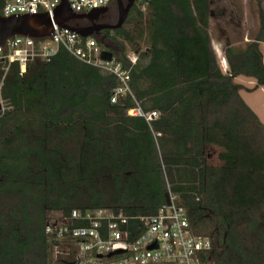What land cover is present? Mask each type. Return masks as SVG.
I'll return each mask as SVG.
<instances>
[{
  "label": "trees",
  "instance_id": "1",
  "mask_svg": "<svg viewBox=\"0 0 264 264\" xmlns=\"http://www.w3.org/2000/svg\"><path fill=\"white\" fill-rule=\"evenodd\" d=\"M255 1L259 30L245 46L228 44L227 75L211 46V0H137L122 29L104 31L131 69L133 97L116 104L118 79L65 49L24 74L11 65L2 88L10 109L0 115V264H54L51 214L148 217L170 192L194 232L213 239L203 264H264V127L235 83L264 87V9ZM137 103L160 118L150 126L129 117ZM213 147L219 165L208 163Z\"/></svg>",
  "mask_w": 264,
  "mask_h": 264
},
{
  "label": "built area",
  "instance_id": "2",
  "mask_svg": "<svg viewBox=\"0 0 264 264\" xmlns=\"http://www.w3.org/2000/svg\"><path fill=\"white\" fill-rule=\"evenodd\" d=\"M75 14H87L92 10L110 8L117 0H68ZM63 0H5L0 11L3 17L15 15L48 14L52 19ZM74 21L73 25H79ZM61 49L82 63L98 68L118 79V86L111 96V103L133 97L130 86L131 69L116 58L102 59L109 51L99 46L94 37L82 38L67 28L54 25L49 38L36 40L24 36L9 39L0 46V69L4 72L0 82V115L10 109L2 96L3 82L14 63L20 72L41 61L49 63ZM111 52V51H110ZM133 65L138 57L132 55ZM129 117L143 118L150 126L159 118L158 111H145L138 103L127 111ZM176 195L169 193L167 203L157 214L148 217H132L123 212L100 208L87 211L74 210L70 216L52 215L45 227V234L52 241L54 264H203L204 255L213 250V239L197 235L184 205ZM122 251L121 254H110Z\"/></svg>",
  "mask_w": 264,
  "mask_h": 264
},
{
  "label": "rangeland",
  "instance_id": "3",
  "mask_svg": "<svg viewBox=\"0 0 264 264\" xmlns=\"http://www.w3.org/2000/svg\"><path fill=\"white\" fill-rule=\"evenodd\" d=\"M261 6L264 9V0H262ZM218 10L225 14L220 16L221 14L216 13L215 16H212L210 34L213 40H221L224 48L228 44L243 46V42L248 37L251 39L257 34L259 30V6L255 0H211V11L218 12ZM144 12L147 13L146 9ZM239 15L243 16L242 19H239ZM103 16H105L104 20L106 23L102 24H115L118 20V5H112L109 11ZM245 17L247 19L244 23ZM80 22L84 23V21ZM147 28L145 40L141 45L142 51L151 45V30L149 29V25ZM97 38L103 44L104 48L109 51L112 50L115 53L121 51L116 41L106 38L103 35H97ZM126 48L129 55H134L135 50L132 46L126 44ZM246 80L245 78H241L240 82L248 83ZM238 85L241 86L238 99L242 100L255 113L264 127V87H257V83L253 85ZM261 137L264 141V131H262ZM207 159L209 164L219 165V150L215 147L210 148L207 151Z\"/></svg>",
  "mask_w": 264,
  "mask_h": 264
},
{
  "label": "water",
  "instance_id": "4",
  "mask_svg": "<svg viewBox=\"0 0 264 264\" xmlns=\"http://www.w3.org/2000/svg\"><path fill=\"white\" fill-rule=\"evenodd\" d=\"M136 2L137 0H117L118 20L115 24H97L100 17L109 11V8L95 9L87 14H75L68 0H63L61 6L55 12L53 19L48 14H27L11 17L0 15V46H4L9 39L16 36H24L36 40L49 38L53 33L54 25L70 29L82 38L94 37L96 34L98 35L106 30H119L123 28ZM74 21H87L91 25L81 27L73 25ZM112 57L113 53L110 51L102 53L103 60L110 61ZM121 253L122 251H117L110 254V256Z\"/></svg>",
  "mask_w": 264,
  "mask_h": 264
},
{
  "label": "crops",
  "instance_id": "5",
  "mask_svg": "<svg viewBox=\"0 0 264 264\" xmlns=\"http://www.w3.org/2000/svg\"><path fill=\"white\" fill-rule=\"evenodd\" d=\"M213 13V14H212ZM218 14H221L220 16H222L223 14H225V13H222L221 11H219L218 10ZM216 14L214 13V12H212L211 11V19H212V16H215ZM225 16V15H224ZM242 15H239V19H242ZM246 17H245V21H244V23L246 22ZM212 21V20H211ZM211 26V25H210ZM211 30V29H210ZM210 30H209V32H210ZM256 35V34H255ZM210 36H211V34H210ZM255 37V36H254ZM254 37L253 38H251V39H249V37H248V39H246L244 42H243V46L244 45H246V44H249V43H251V42H253L254 41ZM211 46H212V50H213V52H214V55H215V57H216V60H217V64H218V66H219V68H220V70H222V72L225 74V75H227L228 74V72H229V64H228V60H227V56H226V49H227V47H225L224 48V46H223V44H222V42H221V40H219V41H215V40H213L212 39V36H211ZM235 46H238V44H236ZM259 46H260V50H261V52H262V55H263V62H264V43H260L259 44ZM241 78H245V79H247L246 81H248V83L247 82H240V79ZM235 83L236 84H251V85H253V84H256V81L255 80H253V79H250V78H246V77H237L236 79H235Z\"/></svg>",
  "mask_w": 264,
  "mask_h": 264
},
{
  "label": "flooded vegetation",
  "instance_id": "6",
  "mask_svg": "<svg viewBox=\"0 0 264 264\" xmlns=\"http://www.w3.org/2000/svg\"><path fill=\"white\" fill-rule=\"evenodd\" d=\"M105 16L100 17L99 21L97 22V24H102V23H106L104 20ZM80 25L82 26H90L91 24L87 21H84V23L79 22ZM97 35V34H96ZM98 35H103L104 36V31H102L100 34Z\"/></svg>",
  "mask_w": 264,
  "mask_h": 264
}]
</instances>
